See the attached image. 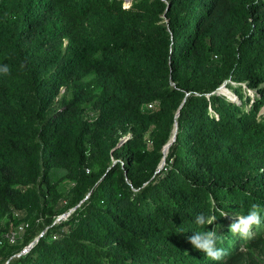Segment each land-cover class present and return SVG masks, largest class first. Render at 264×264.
I'll list each match as a JSON object with an SVG mask.
<instances>
[{"label": "trees", "instance_id": "1", "mask_svg": "<svg viewBox=\"0 0 264 264\" xmlns=\"http://www.w3.org/2000/svg\"><path fill=\"white\" fill-rule=\"evenodd\" d=\"M5 64L0 221L27 227L1 263L236 264L264 237L229 227L264 220V0H0ZM206 230L219 261L187 239Z\"/></svg>", "mask_w": 264, "mask_h": 264}, {"label": "clouds", "instance_id": "2", "mask_svg": "<svg viewBox=\"0 0 264 264\" xmlns=\"http://www.w3.org/2000/svg\"><path fill=\"white\" fill-rule=\"evenodd\" d=\"M0 73L8 75L10 73L9 66L7 64L0 66ZM226 215V212L222 211L220 213V216ZM216 219L215 215L200 213L195 217V223L200 227H204L213 224ZM262 223H264V220H262L260 214V205L252 203L248 214L239 215L229 227L232 234L247 238L251 236L253 228L260 227ZM217 236L216 230L195 231L187 239L194 249L203 252L212 261H219L222 259L224 251L217 247Z\"/></svg>", "mask_w": 264, "mask_h": 264}, {"label": "rangeland", "instance_id": "3", "mask_svg": "<svg viewBox=\"0 0 264 264\" xmlns=\"http://www.w3.org/2000/svg\"><path fill=\"white\" fill-rule=\"evenodd\" d=\"M245 85V84H244ZM223 91L225 93H228V89L224 86ZM236 98V96H234ZM154 105H149V109H154ZM98 115V111L95 110L93 107H89L86 111L85 117L87 119H94ZM177 134V126L175 125L174 133L172 136V140L174 141L176 138ZM131 135V133H128L123 137L126 138L127 136ZM170 143L166 146L165 148V154H168V146ZM122 160V159H121ZM166 161H163L161 168L165 165ZM63 172L61 171H56L55 173V179H57L59 176H61ZM74 182L70 179H64L60 181L58 185V190L63 194L61 201L58 204V208L62 210V213H60L53 221V223L59 222L61 219H66L68 215L70 214V210H67V200L69 197V190L73 186ZM8 222V219H3L0 221V229L2 231V234L4 236V239H8V235L11 234L12 232L16 233V241L14 244L21 243L24 237V233L26 231L27 223L26 220H23L19 226H15L10 222V228L5 229L6 224ZM49 230V227L44 230L43 233ZM66 230L65 228L59 229L58 232L56 233L57 236H59L60 232H64ZM13 244V243H12ZM243 245V243L241 244ZM27 248V247H26ZM25 248V249H26ZM24 249V250H25ZM236 264H264V237L261 238L257 243H252L247 245L242 249V253L239 254V257L236 259ZM7 262L1 263V257H0V264H6Z\"/></svg>", "mask_w": 264, "mask_h": 264}, {"label": "built area", "instance_id": "4", "mask_svg": "<svg viewBox=\"0 0 264 264\" xmlns=\"http://www.w3.org/2000/svg\"><path fill=\"white\" fill-rule=\"evenodd\" d=\"M8 240L10 243H14L16 241V233L12 232L11 234L8 235Z\"/></svg>", "mask_w": 264, "mask_h": 264}, {"label": "water", "instance_id": "5", "mask_svg": "<svg viewBox=\"0 0 264 264\" xmlns=\"http://www.w3.org/2000/svg\"><path fill=\"white\" fill-rule=\"evenodd\" d=\"M127 137H128V136H127ZM127 137H126V138H127ZM126 138H124V139H126ZM124 139H123V140H124ZM123 140H122V141H123ZM31 246H32V244H31L29 247H31ZM29 247H27L25 250H23V252H26V251L29 249Z\"/></svg>", "mask_w": 264, "mask_h": 264}]
</instances>
